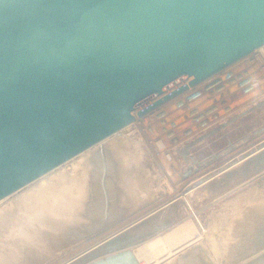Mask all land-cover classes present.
<instances>
[{"label": "water", "instance_id": "water-1", "mask_svg": "<svg viewBox=\"0 0 264 264\" xmlns=\"http://www.w3.org/2000/svg\"><path fill=\"white\" fill-rule=\"evenodd\" d=\"M263 44L264 0H0V199L129 124L133 110L151 111ZM263 146L217 166L208 187L261 175ZM125 148L118 140L91 151L97 161L76 194L82 221L59 247L87 242L54 264H140L132 247L173 220L171 208L111 209L106 173L127 187L136 176L124 173ZM89 194L98 199L83 203ZM255 233L241 256L263 248L264 226ZM243 264H264V251Z\"/></svg>", "mask_w": 264, "mask_h": 264}, {"label": "rangeland", "instance_id": "rangeland-1", "mask_svg": "<svg viewBox=\"0 0 264 264\" xmlns=\"http://www.w3.org/2000/svg\"><path fill=\"white\" fill-rule=\"evenodd\" d=\"M258 49H264V44L259 46ZM254 93L255 90H252V92H250V96L254 95ZM243 111L244 112L237 114L236 119H233L231 123H229L228 120L221 124L216 123L209 127L202 134L196 132L197 124L200 123L202 117H193L192 114L186 111L179 115L177 121L179 127L175 132L172 129H168L165 123L161 126L162 119L158 116H156L159 119L156 121L157 127H154L152 131L147 129L145 126L143 128L139 127L137 131L133 125L129 123L99 143H96L88 149H85L82 152L74 155L36 179L28 182L5 197H2L0 199V213L3 215L0 217V264H53V262L57 263L64 258L66 259L68 255H70V252L72 250V252H74V250L78 247V245H81V243L86 244L87 240H83L84 242L81 241L80 243H74L67 248L59 247L66 239L64 233L67 230L73 228L75 223L82 221L81 208H83V205L79 204L80 201L77 202V200L82 198V195L76 194L79 193L80 190L82 191L84 183L79 185L77 189L74 188L75 178H77L75 177L69 181L67 180V183L59 184L54 189L52 187L51 189L54 190V193H52V190L49 193L45 192L46 194H43L46 190L40 191L37 186L42 183H46L49 178L52 179L53 177H56L57 174L64 170L70 171L72 169L74 170V173L72 174L76 176V174H79V172L81 173V168L76 167L75 165L78 163V161L83 158L86 160L85 158L88 155L90 156L91 151H95L100 145L113 141L116 142L118 140L125 143L124 145L122 144V147L126 146V148L125 150L122 149V151L126 153V150L128 149V153H126L127 155H123V152L119 156V158L122 160L124 173L126 176L129 175V177H131V173L135 174L136 176L134 179L130 180L131 186L127 181L129 185L127 187L124 181H120L117 185L116 181H114L112 178L115 177V174L114 176L112 174L111 179L108 176L109 172L106 173V181L109 183L107 187L108 195H113V192L116 191L115 199L113 205H111V209L119 212L121 215L128 210L127 212L130 213L129 215L134 216L143 212H147L150 209H154L156 206H158V204H161V202L163 203L166 200L169 202L172 195L179 194V198L177 196V198H174L170 201L168 206H163L160 208L161 210L165 208H171L173 210V220L151 237L163 234L172 226L177 225L186 218L190 217L192 220L194 219L195 225L197 224L196 226L198 231L192 236V239L196 237L194 241L184 247L185 249L182 250L181 253L179 252V256L182 255V253L186 254L193 248L192 250L199 255H197L196 260H201V263L203 264H221V262L222 264H230L232 261H237V258L242 257L241 255H244L241 252L242 246H240V244L238 245V243L250 245L252 242L251 238L255 236L256 229L260 224H258V226L255 225L253 228L249 227L248 229H237L235 228L237 224L235 221L244 215H249V217L255 219L258 217L260 218V216H264V208L258 209L256 206H254L255 204L251 203L245 205L240 214H237L236 212L235 214L229 213L228 216L226 215L225 217L229 218L228 221L230 223L232 222V224H234L233 228L229 229V224L224 222V219L223 221L221 219V216H223L224 212L223 203L232 196H235L239 190L244 189L249 184H253L255 187L257 185L260 186L264 184V176L252 178L247 184H242L235 189H233V187L237 182H232V184H228L224 188H211L210 190L212 191H210V194L208 193V195L196 199L187 198V200L184 197L188 194V192L184 193L183 190H181L183 188V184L180 183L181 178L179 175V169L187 168L189 163L193 164L194 160L197 162L199 159L205 158L212 152H219L229 141L234 140L240 135H249L252 132L260 130L264 131V96L258 97L254 104H250V106L245 108ZM159 116L162 115L159 114ZM160 134L168 135L167 137H164V140L167 141L168 145L173 148L175 153L174 158L171 160H167L166 158L163 160V158L153 154L152 145L149 140ZM126 141H128V143ZM158 144L160 145L161 141H158ZM191 156L194 158L189 160V157ZM94 159L95 156L91 159V161L93 160L96 163L97 160ZM91 161H89V166L87 168L85 167V170L83 169L84 171L82 172V177L84 182L87 178ZM110 161L112 164L111 159ZM219 163H222V160H219L218 164ZM210 165L212 166V164ZM126 168H129L130 170H127ZM206 169H209V165ZM94 173L95 175H100V170L98 168L94 169L92 172V177L95 176ZM121 176L122 174L120 173L119 177L121 178ZM214 177H219V174L215 175ZM85 185H87V182ZM230 189L233 190L230 191ZM123 191H126V193L124 192L122 194ZM180 192H183L184 195H180ZM74 194L76 195L77 199L72 201L73 204L71 206V204L68 203V199H71V196ZM19 195H23L22 199L19 200V202L17 201V204L14 206V208L11 207L9 210H7V206H13L14 199ZM149 195L153 200L150 199L151 197ZM101 197H103V195H101ZM144 198L145 200H143ZM97 199L98 198L93 197L92 194H89V196H87L85 199H82V202L89 203L92 200L95 201ZM59 202L62 203V206L65 204L67 206L66 209H70L68 214H62L60 208H56V206H59ZM2 207L3 209H1ZM71 207H73V210H71ZM5 210L7 211L4 214L3 212ZM51 215H54L53 220H55L50 226H46L44 223H48V221L51 220ZM243 221L244 219H241V222ZM198 222H202L209 228L211 227V229H213V231L211 230L210 232L214 235H212L213 238L215 237L217 241L224 243V250H222V245L219 246L220 252L224 251L225 253L229 249L226 254L220 255L219 258L218 256L217 258L211 256L209 245L206 241L207 233L198 226ZM238 223L240 225V221ZM241 225L243 224L241 223ZM262 225L264 226V224ZM39 227L41 228L40 232L42 233L33 236L29 235L30 228L37 230ZM223 229L226 230L225 232L227 236H222V232L224 233ZM229 230L231 234L228 233ZM235 236L237 237L238 242L234 241ZM222 237L225 238L222 239L224 241L220 239ZM231 237H233V242L232 239H230ZM21 238H23L25 242L16 241L21 240ZM192 239L189 238L187 241H185L188 242ZM4 243L11 246L13 249L8 254L3 253V250H1L2 246H4ZM133 247H136V245ZM206 252L209 254L210 258L208 256L206 257ZM164 254H166L165 251L159 254V256H164ZM229 254H231L230 258L228 257ZM227 257L229 259H226Z\"/></svg>", "mask_w": 264, "mask_h": 264}, {"label": "built area", "instance_id": "built-area-1", "mask_svg": "<svg viewBox=\"0 0 264 264\" xmlns=\"http://www.w3.org/2000/svg\"><path fill=\"white\" fill-rule=\"evenodd\" d=\"M187 80L185 79L182 82ZM252 90H255V93L250 96ZM260 96H264V49L256 48L210 77L189 86L182 93L151 111L143 115H137L133 110L135 117L130 123L137 131L139 127L143 128L144 126L150 130L152 125L153 128L157 127L156 121L159 119L156 116H158L162 119V121L160 120L161 126L165 123L168 129L175 132L179 127L177 124L179 115L186 111L192 114L193 117H202L196 128V132L202 134L216 123L221 124L227 120L231 123L233 119H236L237 114L244 112L243 110L248 108L250 104H254ZM151 100L144 102L139 107ZM159 114L162 116H159ZM167 136V134H160L149 140L153 154L163 158V160L164 158L171 160L175 154L173 148L164 140V137ZM263 138V130L236 137L234 140L229 141L219 152H212L197 162L194 160L193 164L189 163L187 168H180V183L183 184L184 188V186L189 185L192 179L214 172L219 165H225L233 159L240 161L239 156L258 146ZM158 141H161L160 145ZM191 158L194 157H189V160ZM219 160H222V163L218 164ZM208 165L209 169H206ZM198 226L201 227L199 222Z\"/></svg>", "mask_w": 264, "mask_h": 264}, {"label": "bare ground", "instance_id": "bare-ground-1", "mask_svg": "<svg viewBox=\"0 0 264 264\" xmlns=\"http://www.w3.org/2000/svg\"><path fill=\"white\" fill-rule=\"evenodd\" d=\"M152 129H153V125L150 127V130H152ZM126 142L128 143V141H126ZM122 144L124 145L125 143L122 142ZM257 147L258 146H255L254 147L255 148L254 151H257L258 150ZM262 148L264 149V146ZM88 156L85 158L86 160H84V158H83L80 161H78L77 164H75L76 167H80L81 168V170H80L81 173L79 172V174H76V176H75V175L72 174V173H74V170H72V169L70 171H68V170L65 171L64 170V171L60 172L59 174H57L56 177H53L52 179L49 178V180L46 183L40 184L39 186H37V188L40 189V191L46 190V191H44V193L42 192L43 194H46L45 192L49 193L54 188H56L59 184L67 183L72 178L77 177V178H75V184H74V188L77 189L79 185H81L82 183H84V179L82 177V172L85 170V167L87 168L89 166V158H88ZM85 161H86V163H85ZM239 162L240 161H236V162L232 163L231 165L233 166L234 164H238ZM73 165H74V163H73ZM218 173H216V174H218ZM261 173H262L261 175L263 177L264 176V171H262ZM216 174H214V175H216ZM207 175L208 174H206L205 176L200 177V178H203L204 179ZM261 175H258V176H261ZM213 178L215 179L217 177H213V175L212 176H209V177L205 178L204 180L200 181L199 183H197L196 185H193V184H195V182L197 180H200V179L198 177L196 179H192L190 181L189 185L188 186L186 185L183 188V192L184 193H187L188 192V194L184 198H186V199L187 198H189V199L190 198H195L196 199V198H199V197L206 196V195H208V193L210 194V191H212V190H210L211 188L208 187L209 186L208 183L211 180H214ZM248 181H244L243 184H245V183L247 184ZM184 183H185V181H184ZM252 185L253 184L247 185V187H245L244 189H241L238 194H236L235 196H232L230 199L224 201V203H223V205H224V207H223L224 212H223V216H221L222 217L221 219H222V221L224 219V222H227L229 224V226H230L229 229H232L233 226H234V224H232V222L230 223L228 221L229 218H226L225 217L226 215L228 216L229 213L235 214V212H236L237 214H240L241 213V210H243V207H245V205H248V204H251V203L255 204L254 206H256V208H258V209L264 208V200H263L264 199V184H262L260 186L257 185L256 187L254 185L253 186ZM52 187H53V189H51ZM222 188H224V186ZM258 188H260V189H258ZM35 189H36V187H35ZM245 189H247V190H245ZM183 192H180V195H184ZM52 193H54V190L52 191ZM177 196L179 198V194L172 195L170 197V199L173 200L174 198H177ZM22 197H23V195H19L18 197H16L14 199V201H13L14 204L12 203L13 206H10V207L7 206L8 207L7 210H9L11 207L14 208V206H16V204H17V201L19 202V200H21ZM150 199H152V197ZM143 200H145V198ZM170 201L167 202V200H166L165 202H167V203H165V202L162 203L161 202V204H158V206H156L155 208L156 209H159V208H161L163 206L164 207L165 206H168V204L170 203ZM157 203H158V200H157ZM148 204H150V203H148ZM1 209H3V207ZM4 209H6V208H4ZM7 210H5L3 213L5 214ZM150 210H152V209H150ZM231 211H233V212H231ZM220 215H221V213H220ZM2 216L3 215H1V213H0V217H2ZM241 219H244V221L241 222ZM239 221H240V225L238 223ZM194 222H195L194 219L192 220L190 217L189 218H186L184 221L178 223L177 225L172 226L170 229H168L163 234H161V235H155L154 237H150V238H148V239H146L144 241H141L140 243L136 244V247H133L132 250H133L136 258L138 259L139 263L140 264H171V263L172 264L173 263L174 264H203V263H201V260H198V259H197L198 261L196 260V257H197L198 254L195 253L192 250L193 248L190 251H188L186 254L185 253L184 254L182 253V255L179 256V252L181 253V251L185 249L184 247H186L188 244L192 243V241H194V239L196 238L195 237L194 239H192L193 234L198 231V228L196 226L197 224L195 225ZM5 223H6V221H5ZM235 223H237L236 224V227H235L237 229H242V228L248 229L249 227H252L253 228L255 225L258 226V224H260V225L264 224V216H260V218L258 217V218L255 219V218L249 217V215H247V216L244 215L243 217H241L238 220H236ZM241 223L243 225H241ZM200 224H201V227L200 228L203 231H206V233H207V240L206 241H207V243L209 245V250L211 252L210 253L211 256L212 257L214 256L216 258L218 256V258H219L220 255L226 254V252L229 249L225 253H224V251H221L220 252L219 246L222 245V247H223L222 250H224V245H223L224 243L223 242H220V241H217V239L215 237L213 238L214 235L212 233H210L211 230L213 231V229H211V227L209 228L207 225H205L202 222ZM225 225H227V224H225ZM205 226H206V228H205ZM225 231L226 230H224V233L222 232V236H227V234H226ZM228 233L231 234L230 233V230H229ZM189 238H191L192 240H189L188 242H186ZM223 238L224 237H222L220 239L222 240ZM230 239H232V242H233V237H231ZM244 240H246V239H244ZM222 241H224V240H222ZM234 241H237L238 242L236 236L234 237ZM232 242H231V244H232ZM195 243H196V241H195ZM239 244H241V243H238V245ZM82 246H83L82 243H81V245H78V247L74 250V252H72L73 250L71 249L72 251L70 252V255L73 254V253L75 254L79 249L82 248ZM73 247H71V248H73ZM163 251H165L166 254H164V256H159V254H161ZM263 251H264V246H263L262 249L257 250L256 251V254H258L260 252H263ZM219 252H220V254H219ZM256 254L253 253V254H248L246 256L239 257V258H237L238 259L237 261H234V262L232 261L230 264H243L248 259H250L253 256H255ZM70 255H68V256H70ZM207 256L210 258V256H209L208 253L206 254V257ZM230 256H231V254L228 255L229 258H230ZM228 257L226 259H229ZM177 262H179V263H177ZM53 264H54V262H53ZM216 264H219V263H216ZM221 264H222V262H221Z\"/></svg>", "mask_w": 264, "mask_h": 264}, {"label": "crops", "instance_id": "crops-1", "mask_svg": "<svg viewBox=\"0 0 264 264\" xmlns=\"http://www.w3.org/2000/svg\"><path fill=\"white\" fill-rule=\"evenodd\" d=\"M256 175H257V174H256ZM242 184H243V182H240V183L237 182L236 185L233 187V189H235V188L241 186ZM233 189H230V191L233 190ZM239 191H240V190H239ZM239 191H238L236 194H238ZM236 194H235V195H236Z\"/></svg>", "mask_w": 264, "mask_h": 264}]
</instances>
